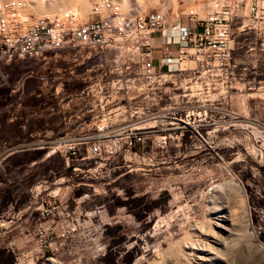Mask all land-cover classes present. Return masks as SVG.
I'll list each match as a JSON object with an SVG mask.
<instances>
[{"label": "built area", "instance_id": "obj_1", "mask_svg": "<svg viewBox=\"0 0 264 264\" xmlns=\"http://www.w3.org/2000/svg\"><path fill=\"white\" fill-rule=\"evenodd\" d=\"M26 58L40 65L14 91L20 104L27 100L23 128L41 122L44 132L27 149L59 147L67 168L72 162L75 176L84 173L72 189L89 188L110 158L139 157L147 142L164 147L216 125L224 99L264 89V0H215L213 8L176 14L127 12L120 3L111 9L110 0H94L88 17L72 8L35 15L24 0H0V65ZM30 80L36 87L29 89ZM5 145L0 142V242L13 249L15 229L27 230V204L4 203L9 180L2 169L24 148ZM60 181L54 174L31 190L46 191L37 209L57 222L74 213L50 190Z\"/></svg>", "mask_w": 264, "mask_h": 264}, {"label": "rangeland", "instance_id": "obj_2", "mask_svg": "<svg viewBox=\"0 0 264 264\" xmlns=\"http://www.w3.org/2000/svg\"><path fill=\"white\" fill-rule=\"evenodd\" d=\"M93 1L53 0L45 12L30 5L27 12L72 8L88 17ZM214 2L110 0V8L119 9L120 3L127 12L176 14L185 8L207 10ZM39 65L30 58L0 65V142L7 150L24 148L5 160L4 203L27 204V230L15 229L27 239H16L13 249L1 241L0 264H152L162 253H176L192 233L201 241L211 239L214 221L230 230L219 233L221 241L213 244L219 264H264V89L245 88L224 99L216 125L175 137L164 147L147 142L139 157L110 158L94 171L91 187L72 189L84 173L75 176L72 162L67 168L59 147L27 149L44 132L38 129L41 122H32L29 131L23 128L27 100L20 104L14 90L20 77ZM36 85L28 82L29 89ZM54 174L62 181L50 190L74 211L72 219L63 216L61 222L37 209L46 191H31Z\"/></svg>", "mask_w": 264, "mask_h": 264}, {"label": "bare ground", "instance_id": "obj_3", "mask_svg": "<svg viewBox=\"0 0 264 264\" xmlns=\"http://www.w3.org/2000/svg\"><path fill=\"white\" fill-rule=\"evenodd\" d=\"M66 2L67 1H65L64 3ZM26 3H28L27 6H33L36 11L41 13L45 12L47 8L54 6L52 4L53 0H50V5L46 4L44 0H26ZM221 220L225 221V223L229 226L232 225V221L230 219H226L224 216ZM225 232L230 233L229 227L226 228L225 226H222V224H220L219 222L214 221L212 223V229L210 232L211 239L208 238V241H201V239L198 237V234L194 235L192 233L190 237H192L193 239L187 242L182 241L180 249L176 253H162L160 256L156 257L152 264H219L218 255L214 253L215 251L212 252L215 249L213 247V244H218L219 241H221L219 233Z\"/></svg>", "mask_w": 264, "mask_h": 264}, {"label": "crops", "instance_id": "obj_4", "mask_svg": "<svg viewBox=\"0 0 264 264\" xmlns=\"http://www.w3.org/2000/svg\"><path fill=\"white\" fill-rule=\"evenodd\" d=\"M29 236H31V234ZM13 238L15 239V241H16V239L17 240H19V239H25V238L27 239V234H23V235H20L19 234V235H16L15 234V231H14Z\"/></svg>", "mask_w": 264, "mask_h": 264}]
</instances>
